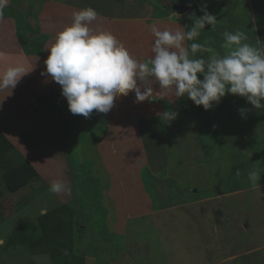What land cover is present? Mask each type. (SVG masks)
<instances>
[{
	"label": "rangeland",
	"instance_id": "obj_1",
	"mask_svg": "<svg viewBox=\"0 0 264 264\" xmlns=\"http://www.w3.org/2000/svg\"><path fill=\"white\" fill-rule=\"evenodd\" d=\"M176 1L189 5L184 14L172 10L189 28L204 14L205 5L217 18L214 27L206 25L189 41V48L192 42H206L211 49L196 58L224 55L225 31H242L247 42L259 47L256 28L264 25V11L257 13L255 0ZM33 2L13 0L11 5L22 36L36 27L19 14L24 4ZM172 3L159 2L164 7ZM165 108L187 118L197 141L194 133L182 136L177 131L183 121L177 117L170 127L176 142L165 152L167 169L149 162L139 170L121 171L132 173L136 181L119 185V198L113 190L106 192L108 200L116 199L127 213L112 229L98 201L91 162L79 161L75 150L74 184L61 199L41 179H31L17 190L8 188L0 165V264H264V108L232 94L207 111L186 96ZM240 108L247 109L244 116ZM87 120L78 119V128L87 127ZM157 123L166 125L159 118ZM8 156L12 164L19 163L13 152ZM252 170L259 173L255 182L249 179ZM138 203L146 210L130 213ZM20 227L30 238L12 241L11 233Z\"/></svg>",
	"mask_w": 264,
	"mask_h": 264
},
{
	"label": "crops",
	"instance_id": "obj_2",
	"mask_svg": "<svg viewBox=\"0 0 264 264\" xmlns=\"http://www.w3.org/2000/svg\"><path fill=\"white\" fill-rule=\"evenodd\" d=\"M20 1L24 3L25 0ZM12 3L13 0H8L7 7L0 15V73L17 63H22L31 71L21 78L14 89L0 90V130L35 168L48 188L54 180H63L70 188L73 187L67 162V155L72 150L78 153L79 161L91 162V173L98 179V201L107 210L106 221L112 229L127 213L122 212L116 199L111 197L112 200H108L106 192L113 190L119 198L118 186L136 181L132 173L127 175L121 171L139 170L142 163L149 166V162H153L155 167L164 168L165 152L176 142L170 127L177 117L183 118L177 129L182 136L193 135L196 130L190 127L184 115L167 122L165 127L158 126V118H167L165 106L175 105L177 98L173 92L162 91L154 80H149L148 84L153 88L151 100L137 103L132 91L127 96H120L110 112L98 113L93 110L90 117H103L101 129L79 134L77 120L85 118L81 116L73 120L72 127L65 125L60 128V142L49 139L38 142L39 134L53 125L49 107L68 108L61 86L49 76L42 75L46 67L44 61L49 54L48 47L54 43L56 34L72 22V13L87 7L94 8L98 13L97 20L90 25L93 31L111 32L134 58L144 63H148L153 55V25L160 30L187 31V24L174 12L152 14V7L142 0H34L30 5L24 4L19 14L27 25L36 27L22 36L15 26ZM255 3L257 13L263 12L264 0H255ZM19 38L25 42L21 43ZM184 46L189 48V41L185 40ZM40 96L50 98L39 102L37 98ZM58 112L61 113L60 110ZM75 133L82 134V139L76 135L72 140L70 137ZM195 135L192 139L196 142ZM69 139L71 151L65 148L68 142L63 143ZM53 194L61 199L63 192ZM113 208L116 209L115 214L111 212ZM128 210L134 214L137 211L143 213L146 209L138 203ZM112 216L117 219L112 220Z\"/></svg>",
	"mask_w": 264,
	"mask_h": 264
},
{
	"label": "clouds",
	"instance_id": "obj_3",
	"mask_svg": "<svg viewBox=\"0 0 264 264\" xmlns=\"http://www.w3.org/2000/svg\"><path fill=\"white\" fill-rule=\"evenodd\" d=\"M7 4L8 0H0V15ZM201 11L204 14L195 18L190 28L185 26L187 31L160 30L153 25V55L148 63L134 58L111 32L90 28L98 17L94 8L74 11L72 22L56 34L54 43L48 47L42 75L61 86L69 111L85 118L93 110L110 112L120 96L132 91L137 103L151 100L153 88L149 80H154L160 90L173 92L176 98L186 96L205 110L227 94L246 98L256 109L264 108V44L257 41L260 45L257 47L247 42L248 36L242 31H225L221 47L228 51L224 55L196 58L198 52L211 49L206 42H192L186 48L184 41H195L206 25L214 27L217 22L206 5ZM29 71L22 63L9 66L0 73V90L14 89ZM239 112L244 116L247 109L240 108ZM176 115L174 111L166 113L169 121ZM248 175L253 182L259 178L255 170ZM70 190L63 180H54L49 185L52 193Z\"/></svg>",
	"mask_w": 264,
	"mask_h": 264
},
{
	"label": "trees",
	"instance_id": "obj_4",
	"mask_svg": "<svg viewBox=\"0 0 264 264\" xmlns=\"http://www.w3.org/2000/svg\"><path fill=\"white\" fill-rule=\"evenodd\" d=\"M145 3L149 4L152 7V14L154 13H166V12H173L171 9V6H161L159 4L160 0H142ZM173 3L179 2L176 0H171ZM151 14V15H152ZM256 36L258 38V41L260 44H264V25L258 26L256 28ZM19 41L21 43H24L25 41L23 38H19ZM258 46H260L258 44ZM50 97L46 96H40L37 98L39 102H42L43 100H47ZM49 109H51L52 115H53V125L49 129H45L43 132L39 134V139H37L38 142L42 141V139H49L51 141L60 142L62 137V128L63 126L72 127L74 124V119L81 117L82 115H69L65 109H61L60 106H50ZM58 110L61 111V113L58 112ZM207 111V110H206ZM205 111V113H206ZM167 118H159V122L166 123ZM103 117L102 116H94L90 117L89 120H87L88 126L87 127H80L78 130L79 134L82 130L91 131L94 129H101V126L99 127V124H102ZM106 123V119H105ZM61 126V127H60ZM75 136H72L70 138L75 139L77 133L74 134ZM77 138H80V135H77ZM70 139L68 141H65L63 143H67L65 148L69 151L71 149L68 147L71 143ZM13 152L17 157H19V163L12 164L10 162L9 153ZM67 162L69 166V172L70 175H73L74 172V162L72 159V152L67 155ZM0 165L4 169V176H3V182L6 184L8 188H21L25 183L30 181L31 179H40V176L38 172L35 170V168L27 161L25 158L20 154V152L15 148L13 143L4 135V133L0 130ZM72 185L74 183L72 178ZM19 234H22L21 237H19ZM28 238L25 228L20 227L13 230L11 233L10 239L12 241L19 240L21 242L26 241ZM79 264H83L82 262Z\"/></svg>",
	"mask_w": 264,
	"mask_h": 264
},
{
	"label": "water",
	"instance_id": "obj_5",
	"mask_svg": "<svg viewBox=\"0 0 264 264\" xmlns=\"http://www.w3.org/2000/svg\"><path fill=\"white\" fill-rule=\"evenodd\" d=\"M171 9L178 14H184L189 10V5L187 3H182V4L172 3Z\"/></svg>",
	"mask_w": 264,
	"mask_h": 264
}]
</instances>
